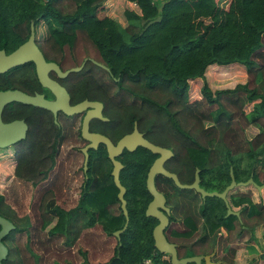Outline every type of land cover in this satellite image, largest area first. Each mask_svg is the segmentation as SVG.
Masks as SVG:
<instances>
[{"label":"trees","instance_id":"trees-1","mask_svg":"<svg viewBox=\"0 0 264 264\" xmlns=\"http://www.w3.org/2000/svg\"><path fill=\"white\" fill-rule=\"evenodd\" d=\"M108 1L0 0V50L10 52L24 42L31 23H45L50 42L59 49L90 45L92 58L99 64H90L89 75L64 85L73 102L88 98L104 105L108 122L93 120L92 129L115 143L130 133L136 122L149 142L173 152L167 170L182 183H191L198 169L201 186L208 192L221 193L229 185L231 173L237 183L252 177L255 184L263 185L264 0H230L227 9L217 0H125L139 11H124L125 27L106 15L104 4ZM232 64L245 68L244 83L216 91L204 83L201 98L190 102L189 81L204 80L212 65ZM15 88L10 73L0 75V91ZM248 105L252 108L246 113ZM5 111L9 114L8 108ZM248 128L257 130L250 139L244 137ZM69 137L73 138L65 131V139ZM48 142L14 156V182L7 196L0 195V216L14 225L2 239L8 251L2 264H45V260L74 264L78 254L81 264H144L146 260L170 264L162 262V254L154 249L152 231L157 221L145 216L151 201L146 177L157 155L138 147L117 158L123 165L119 180L126 189L128 215V226L117 239L113 233L123 228L125 217L104 147L89 151L85 178L71 188L57 186L63 176L58 157L40 150ZM106 163H110V171L100 172L97 178L96 166ZM163 178L157 176L155 184L164 193L167 206L175 204L171 220L176 216L181 219L180 226L167 228L169 241L193 242L195 249L206 254L219 248L222 227L229 241H238L222 264H234L241 246L258 254L249 244L258 242L254 231L264 226V199L256 203L251 192L237 189L229 194L228 204L239 212L238 217L228 216L225 203L215 197L199 199L196 212V206L184 209L185 192L177 188L181 198L172 202L168 179ZM16 182L23 195L21 215L9 202L12 198L17 204ZM64 187L70 205L64 202ZM27 193L32 196L26 197ZM247 231L251 238L245 244ZM262 247L263 253L254 260L260 264H264V233ZM223 251L228 252L226 248ZM193 252L187 251V256ZM88 253L101 259L90 260Z\"/></svg>","mask_w":264,"mask_h":264},{"label":"water","instance_id":"water-1","mask_svg":"<svg viewBox=\"0 0 264 264\" xmlns=\"http://www.w3.org/2000/svg\"><path fill=\"white\" fill-rule=\"evenodd\" d=\"M30 28L31 32L28 40L17 50L9 55H5L4 51H0V75L7 73L12 68L32 62L35 65L39 83L43 88L47 89L53 95L54 100L47 101L42 95L28 96L17 90L0 91V148L8 147L16 141L22 139L24 137V131L26 130V126L22 122H13L10 124L2 123L1 114L4 107L8 104L19 103L30 105L49 111L54 116H56L58 112H61L66 116L84 113L80 132L81 138L88 142V144L81 149V152L84 156L83 169L84 171L87 169L88 150L97 149L99 144L105 146L107 158L112 165L111 176L113 183L118 190L117 199L120 202V209L123 216L125 217V224L123 228L113 233V236L119 239V235L123 233L128 226L126 201L124 199L126 190L121 185L119 180L120 171L122 170L123 165L117 160V158L124 150L133 152L137 147H142L152 154L158 156L150 166L146 177V189L152 197V200L146 208L145 216L154 218L158 221V224L153 228L152 231L154 249L160 254L170 255V264H202L203 260L206 264H211V256H194L185 259H178L176 246L169 243L164 235V232L169 225L168 216L170 214V210L166 207L165 197L160 192H158L155 187V177L161 175L167 179H170L179 189L195 190V192L199 193L203 199L207 197L218 198L225 203L227 215L231 214L235 216H238L239 214L231 210L227 203V194L238 187L248 186L255 187L257 192L260 194L264 190V185L255 184L252 177H250L246 182L237 183L231 173V181L221 193L207 192L199 187L198 170L195 172L194 182L191 185H183L178 181L175 174L169 173L163 167L165 162L171 158L172 152L147 141L143 135L137 131L136 127H134L132 133L120 138L115 145L109 140V138L103 135L90 133L89 124L92 120H100L102 122L107 121V119L102 115L103 105L100 102L83 101L74 106H70V98L67 91L57 82L51 80L48 77V73L50 70H52L57 73L59 78H64L70 72H77L79 68H73L66 72H61L57 65L53 63H46L42 54L34 44V25L31 24ZM99 66L107 70L104 66ZM13 229L14 225L9 220L0 216V264H2V261L6 259L8 254L7 248L2 243V239Z\"/></svg>","mask_w":264,"mask_h":264},{"label":"flooded vegetation","instance_id":"flooded-vegetation-1","mask_svg":"<svg viewBox=\"0 0 264 264\" xmlns=\"http://www.w3.org/2000/svg\"><path fill=\"white\" fill-rule=\"evenodd\" d=\"M31 24H33V23H31ZM41 25L45 28L46 35L39 33V27ZM30 27H31V25H30ZM46 28L47 27H46L45 23H39L36 26H34V32H35L34 44H35L36 48L39 50V52L42 54L45 62L46 63H53V64L57 65L61 72H66V71L71 70L73 68H79V70L77 72H70L64 78H59L55 71L50 70L48 73V77L51 80L57 82L63 88H65V90L67 91L69 98H70V101H69L70 106H74V105H76L80 102H83V101L100 102V101H96L95 99H88V98H83L79 102H73L72 94L64 85L66 82H69L72 80H78V79L84 77L85 75H89L90 74L89 67H91L90 64H93V65L99 64L92 58L94 56V54L92 53V50H93L92 47L88 44H85V45L84 44H75V46L72 45V47H69L68 45H66V46H63L61 49H59V46L56 45L53 41L50 42V39H52V38L47 33ZM30 32H31V28L29 30V33L27 35L26 40L24 42H22L21 44H19L16 48L10 50V52H5L4 50H0V51H4L5 55L11 54L12 52L17 50L21 45H23L28 40V38L30 36ZM7 73L11 74V76L13 77L14 86L18 87V88L9 89V90H17V91H20V92L28 95V96L42 95L43 98L47 101H53L54 100L53 95L47 89L43 88L41 86V84L39 83V80H38V77L36 74V68L32 62H28L26 64H23L22 66L12 68ZM71 74H75V75H71ZM21 106H30V105H24V104H19V103H11V104L6 105L2 111L1 120H2L3 124H10L13 122H22L26 126V130L24 131V137L22 139H20L19 141H16L15 143H13L12 145H10L8 147L0 148V150L1 151L2 150H11V152H13V154L15 155L16 152H18V151L21 152V151H23V149H25L26 151H30V149L35 148L36 144L45 145V144H47V141H49L48 142L49 145L44 146L40 150H42L41 152L44 151V152L56 154L58 157L57 158L58 164L60 165L59 168L62 169L63 173H65L67 170V167L63 168L61 166L62 162L67 159V152L65 153V149H64L65 140L69 141L70 139H76V140L84 143V145L81 147L74 146L73 145L74 143H72L73 146L67 147V148H70V149H73V150H76L79 152H81V149L84 148L88 144V142L84 141L81 138V132H80L84 113L78 114V115L76 114V115H72V116H66L63 113L58 112L56 114V116H54L51 112L37 108V107L31 106L34 109L30 110V108L23 109V108H21ZM6 108L9 109V114L6 113V111H5ZM102 115L104 118H106L104 116V105H103V109H102ZM41 116H45L46 119L45 120L42 119ZM106 119H107L106 122H108V118H106ZM94 124H96V122H94L93 120L89 124V132L90 133L100 134V135H103V136L109 138L104 133L97 131L95 129H92V126ZM67 125L71 128L70 134L72 135L73 138L69 137V138L65 139V131L68 133V131L66 129V128H68ZM134 127H136L137 131L140 134H142L143 137L145 138L144 133H142L138 130L136 122L133 123L132 131H133ZM132 131L130 133H132ZM47 132H50V134H47ZM130 133H127V134H130ZM127 134H125V135H127ZM109 140L112 142V140L110 138H109ZM147 141H149V140H147ZM116 143L117 142H115L113 144L115 145ZM68 144H70V142H68ZM100 146H103V145L99 144L97 149H90V150L96 151L99 149ZM103 147H104V151L107 155L106 148H105V146H103ZM159 147H161V146H159ZM161 148H165V147H161ZM165 149H168V148H165ZM90 150H88V155H89ZM168 150H170V149H168ZM123 152H122V154H123ZM172 157H173V152H172L171 158L165 162L163 167L169 173L175 174L174 172H170L169 170H167L166 166H165L167 164V162H169V160L172 159ZM196 170H198V169H196ZM83 173H86V170L84 171V169H83ZM75 176H77V175H75ZM75 176H73V177H75ZM80 176L82 179L85 178L83 174H81ZM198 176H199V172H198ZM177 179H178V177H177ZM194 179H195V173H194ZM73 181L76 184L77 178H75ZM178 181L183 185H191L194 182V180H193L191 183H182L181 180H179V179H178ZM74 183H72V184H74ZM154 183H155V180H154ZM239 183H243V182H239ZM155 187H156L157 191L160 192L158 190L156 184H155ZM199 187L201 189H203L204 191H206L204 189V187L201 186L200 176H199ZM176 188L177 187L173 183V181L168 179L167 190H168V193L172 196L171 200H174V201H177L181 198L180 193L176 190ZM240 188H246V187H238L236 189H240ZM248 188H249V190H251L250 188L256 189L253 186H248ZM177 189L185 192L184 198L186 200V203H184V209L187 206L192 205V206L197 207V210H196V212H197L198 207L200 205L199 199H202V202L204 201V199L201 197V195L199 193L195 192V190L179 189V188H177ZM236 189L232 190L231 192L235 191ZM231 192H229L226 196L227 203H228L229 194ZM245 192H247V191H245ZM249 192H251V191H249ZM160 193L165 197L163 192H160ZM165 199H166V197H165ZM151 200H152V197H151ZM174 205H171L169 208L167 206V199H166V207L169 208V210H170V214L168 216V218H169L168 227L172 226L173 224L174 225L178 224L180 226L181 219H179L177 216L174 217V220H171V215H172L171 211L174 208ZM231 210L233 212L239 214V212H237L233 209H231ZM230 215H228V216H230ZM233 216H235V215H233ZM238 216H235V217H238ZM154 220H156V219H154ZM157 224H158V221H157ZM167 228H166V230H167ZM166 230L164 232V235H165V237L169 243L174 244L176 246L178 259H185V258H190V257H194V256H202V257L211 256V259H210L211 264H222L224 262L222 259L228 257V255L231 251V248L238 245V241L236 243L229 241V237L227 236V232L225 231L224 228L220 227L219 232H218V238H221L219 240V244H220L219 248L216 246L209 253L204 254L201 252L202 249L201 250H198V248L195 249V246H193V244H194L193 242H191V243H178L177 244V243H173V242L169 241L167 238ZM197 232L199 233V231H197ZM249 245H251V244H249ZM223 248H226L228 250V252L225 253V251H223ZM187 251H191V252L194 251V252H193V254L187 256ZM160 260L162 262H170V255L162 254V257L160 258ZM189 264H194V263H189ZM202 264H206L204 262V260L202 261Z\"/></svg>","mask_w":264,"mask_h":264},{"label":"rangeland","instance_id":"rangeland-1","mask_svg":"<svg viewBox=\"0 0 264 264\" xmlns=\"http://www.w3.org/2000/svg\"><path fill=\"white\" fill-rule=\"evenodd\" d=\"M219 6L228 8L230 0H217ZM105 12L106 15L114 20H116L118 23H120L123 27L127 25V21L124 18V11L125 10H133L135 12H139L138 9L134 6L132 3L125 2L124 0H111L109 2H105ZM39 33L46 35L45 28L41 25L39 27ZM204 80L201 79H196L189 81V100L190 102H194L195 100H199L201 98V89L204 83H206L209 88L212 91L216 90H224V89H232L234 88L237 84H242L246 81V72L245 68L239 64H232L229 66H217V65H212L206 69L205 75H204ZM252 108V105H248L245 108L246 113H248ZM68 128L67 131L68 133L71 131V128L67 125ZM257 130L255 128H248L245 131L244 137L246 139L252 138L254 135H256ZM70 142V144H68ZM72 143H74V146L81 147L84 145V143L76 140V139H70L69 141L65 142V153L67 152V159L64 161V165L62 166L67 167V170L65 173L62 172L63 176L61 177L60 180H58V185L66 184L70 186L71 188H74L75 185L80 184L82 182L81 174H83V171L81 173V169L83 168V162H84V156L82 155L81 152L67 148L68 146H73ZM13 152L11 150H0V195L7 196L11 190L10 186L13 181V176H14V167H15V158H14ZM92 166V165H91ZM110 163H106L105 165L99 166L97 165L96 171L98 172L97 178L100 177V172H109L110 171ZM93 167V166H92ZM81 168V169H80ZM62 170V169H61ZM93 169L91 170L92 173ZM111 173V172H110ZM74 174V175H73ZM77 175V176H75ZM75 176V177H73ZM77 178L76 184L74 183V179ZM164 179V178H163ZM165 180V179H164ZM14 182V181H13ZM100 182V181H99ZM262 182H264V178L262 179ZM74 183V184H72ZM71 184V185H70ZM264 185V184H263ZM14 188L16 189V202L13 201L12 198L9 199V202L11 201V204H14L15 209H17L19 215L22 214V207H24V202H23V195L22 191L18 190V182L14 184ZM66 188L64 187L63 193L65 196L63 198L64 202L68 203L70 205V199H68L69 193L65 190ZM249 190L248 187L246 188H240L238 190L240 191H251L253 201L258 203L260 199H264V190L262 193H258L256 189ZM237 190V189H236ZM235 190V191H236ZM29 195V197L32 196L31 193H27L26 197ZM60 199V197H58ZM30 201V198H29ZM63 200H60L61 202ZM174 200H172L173 202ZM67 205V206H68ZM29 210V209H28ZM27 210V211H28ZM179 218V216H178ZM54 222L48 226L45 230L47 232L52 226ZM264 233V226H259L255 229L254 231V236L257 238L258 242L257 244L254 242H250V244L257 246V251L258 254H253L254 257H249L248 262H252L251 259L257 260L259 258V255L263 253V247H262V235ZM251 236L250 233L247 232L244 235L243 243L247 244V241L250 240ZM239 249H246L249 252V248L247 246H241ZM34 251L41 256L42 252L36 247H34ZM252 255V254H251ZM88 256L90 260H93V258H96L95 260L101 259L96 253H88ZM243 258V256H242ZM82 258L78 254L77 256L74 255L73 262L74 264H81L82 263ZM259 263V262H257ZM256 263V264H257ZM45 264H51L49 260H45Z\"/></svg>","mask_w":264,"mask_h":264},{"label":"crops","instance_id":"crops-1","mask_svg":"<svg viewBox=\"0 0 264 264\" xmlns=\"http://www.w3.org/2000/svg\"><path fill=\"white\" fill-rule=\"evenodd\" d=\"M109 1H111V0H109ZM255 247L257 248V246H255ZM242 256H243V258H242ZM249 257H254V256H253V254L251 255L246 249H238L235 253L234 264H256L257 262H259V264H260V261H254L253 258L251 259L252 262H248Z\"/></svg>","mask_w":264,"mask_h":264},{"label":"built area","instance_id":"built-area-1","mask_svg":"<svg viewBox=\"0 0 264 264\" xmlns=\"http://www.w3.org/2000/svg\"><path fill=\"white\" fill-rule=\"evenodd\" d=\"M144 264H157V263H154L152 260H146V261L144 262Z\"/></svg>","mask_w":264,"mask_h":264}]
</instances>
